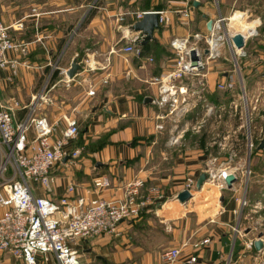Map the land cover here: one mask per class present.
Wrapping results in <instances>:
<instances>
[{"label": "crops", "instance_id": "1", "mask_svg": "<svg viewBox=\"0 0 264 264\" xmlns=\"http://www.w3.org/2000/svg\"><path fill=\"white\" fill-rule=\"evenodd\" d=\"M147 10H163L169 20L154 30L153 39L137 58L122 48L129 37L137 34L131 28L136 21L134 12ZM178 10H188L190 17L176 13ZM234 11L257 21L258 34L245 44L248 55L241 60L244 63L240 72L226 67L228 60L209 63L205 96L211 102H227L238 93L240 76L248 93L264 90V0H0V19L13 26L10 37L15 43L27 44L26 54L7 52L8 59L16 62L17 73L13 75L10 65L0 71L1 96L27 104L32 96L41 93L43 100H39L37 113L56 123V136L65 126L66 114L74 117L79 127L77 137L68 141L66 148H81V154L56 164V180L50 191L36 186L34 193L57 200L73 184L72 197L120 199L126 183L140 179L144 182L141 195L152 185H158L164 194L162 200L144 209L134 224L120 223V235L81 239L77 245L81 241L95 245L94 251L106 253L108 243L122 244L128 232L135 235L146 228L157 233L154 224L164 223L171 226V234L161 250L154 251L160 254L180 247L181 256L174 263H164L159 254L152 259L153 249L138 246V252H149L145 264H185L190 255L197 258L194 264H264L263 251L244 246V241L257 239L260 232L244 226L246 208L240 214L233 212L238 207L235 197L243 193L237 182L234 189L227 188L232 192L228 198L221 196V191L211 196L206 183L199 189L195 186L194 196L188 201L176 198L186 177L197 179L205 161L217 152V136L236 130L235 137L243 149L239 119L225 118L221 125L210 119L200 133L185 134L175 146L168 145L169 124L162 131L156 129L160 122L154 102L158 85L153 80L174 67L170 40L206 32L208 20ZM74 61L81 68L73 77L64 75L61 70L67 72ZM218 81L230 82L232 90H218ZM198 113L196 108L186 119L193 120ZM24 114L25 110H18L16 118ZM259 118L260 115L256 124L262 123ZM98 177H108L110 187L95 188L93 180ZM196 194L205 196L199 200ZM246 195L253 200L254 195L249 197L248 191ZM2 211L0 207V214ZM233 226H239L245 236L237 234ZM204 237H210L209 244L199 250L192 248L191 242ZM134 249L109 252L107 259L124 262ZM7 254L0 251L4 257L0 264H20ZM79 257L82 262L80 254ZM52 261L57 263L54 258Z\"/></svg>", "mask_w": 264, "mask_h": 264}, {"label": "built area", "instance_id": "2", "mask_svg": "<svg viewBox=\"0 0 264 264\" xmlns=\"http://www.w3.org/2000/svg\"><path fill=\"white\" fill-rule=\"evenodd\" d=\"M147 12H134L135 20L141 19ZM155 12L159 15V25L168 23L165 11ZM176 13L190 17L188 10H178ZM229 15L216 17L206 32L173 37L169 46L175 56L174 67L153 80L158 85L154 102L159 109L157 118L160 122L156 124V129L162 131L169 124V146L179 144L189 132L200 133L210 119L218 125L225 118L239 119V128L243 130V149L240 140L235 137L236 130L217 136L214 144L218 150L208 157L202 169L206 174L204 183H210L220 191L234 189L238 181L237 173L243 163L247 164L246 171L250 172V157L264 149H257L264 135V90L248 93L240 76V89L227 102H211L205 96L209 63L228 60L238 70L237 60L248 55L245 50L247 40L258 34L257 21H254L255 26L249 32H236L229 27ZM12 27L0 19V71L10 65L13 75H16V62L8 59L7 52L16 50L26 54L27 44L12 40L9 34ZM136 33L128 38L122 49L140 58L143 35ZM236 34L243 37L244 46L241 48H237L232 40ZM35 40L40 42L41 38L36 37ZM192 52L196 57L195 63L192 61ZM149 61H152L151 57ZM61 72L66 74L65 70ZM216 88L221 91L232 90V84L218 81ZM41 98L42 94L39 93L32 96L27 104H22L14 98L6 100L0 94V207L3 208L0 214V251L10 254L20 264H48L52 258L57 264H84L75 248L78 240L120 235V223L138 219L144 209L162 200L164 194L158 185H152L147 188L146 194L141 195L140 189L144 182L135 179L126 183L124 195L120 199L72 197L75 190L73 184H69L57 200L36 195V186L51 190L56 180L53 170L58 162L65 158L74 160L81 153V148H66L68 141L75 139L79 133L76 119L64 115L65 126L56 136V123L51 122L46 115L37 113ZM196 108H199V113L194 119H186ZM18 110H25L22 118H16ZM259 115L262 123L256 124ZM230 175L236 179L228 187L226 179ZM262 182L260 195L253 201L247 197L246 187L241 195L235 197L238 204L233 210L235 214H240L246 207L253 213L264 211V176ZM195 184L196 177H186L183 190H187L191 197L194 196ZM93 185L95 188H108L111 181L108 177H98L93 180ZM232 229L241 237L246 234L239 226H233ZM249 229L255 228L249 226ZM262 240L264 242V233ZM210 241V237H204L190 244L199 250ZM253 242L248 239L244 241V246L252 248ZM262 251L264 247L258 250ZM180 256V247H171L159 254L164 263H174ZM196 259L195 255H190L185 264H194Z\"/></svg>", "mask_w": 264, "mask_h": 264}, {"label": "rangeland", "instance_id": "3", "mask_svg": "<svg viewBox=\"0 0 264 264\" xmlns=\"http://www.w3.org/2000/svg\"><path fill=\"white\" fill-rule=\"evenodd\" d=\"M244 17H245V21L251 22L250 19L252 18H248L246 14L244 15ZM241 60H243V58H239L237 60L238 65H236V67L238 68V70L240 66L243 69L244 61L241 62ZM219 61L222 63L225 60L220 59ZM225 62H226V65H225L226 67H229L231 69L235 68L234 63L232 61H225ZM99 143L100 142H97V144ZM250 158H251L250 164H249L250 172L246 171L247 164L243 163L244 164L243 167L237 173L238 181L236 185L240 187V191H242L246 187L247 188L246 190L248 191V195H250L249 197H253L254 195V198H253L254 200L256 197L260 195V189L263 186L262 181H263V176H264V149L261 152L253 153ZM206 188L209 191V193L210 191L212 192L211 196H217L218 192L220 191L218 190V188H216L214 185L210 183H206ZM231 194L232 192L228 189L221 190V196H224V198L230 197ZM204 196L205 195L196 194V199L200 200ZM208 196L210 199V195ZM215 201H217V198H215ZM245 211L248 215H247L246 223L244 224V226L246 227L250 226L252 228H255L253 229L254 232L258 231V232L264 233V211L253 213L252 211L249 210L248 207H246ZM135 220L137 221V219ZM133 221L134 220H132L131 223L134 224ZM166 226L167 225H165L164 223L162 226H158V223L154 224V227L158 228L157 233H155L154 230L150 231L149 229H146V228L140 229L138 233H136L135 235L132 232H128L127 233L128 237H125L126 241H124L122 244L115 245L113 242L108 243L107 244L108 248H107L106 253H102L96 250L94 251L93 248L95 245H90V244L85 245L81 241L78 242V245L75 248L78 249V253L81 255L82 262L84 264H143L144 259L146 258L145 256H149L148 254L149 252L148 251L146 253L138 252L137 251L138 246H140L142 250H145V249L152 250L153 249L152 251V255H153L152 259H153L155 255L159 254V253L157 254V251L159 250L154 251V249L157 248L161 250V246L167 243L166 241L169 238L168 234H171V226L170 227L169 226L166 227ZM157 246H160V248H158ZM88 247L90 248V250L89 252H86L87 251L86 248ZM126 248L127 250H130V249L132 250L133 248H136L132 252L130 259L127 258L126 261L121 262V263H118L117 261H110L109 259H107L109 257V254H108L109 252H113L117 250L120 251L121 249H126ZM3 258H4L3 256H0V262L2 261ZM48 264H57V263L52 261V262H49Z\"/></svg>", "mask_w": 264, "mask_h": 264}, {"label": "water", "instance_id": "4", "mask_svg": "<svg viewBox=\"0 0 264 264\" xmlns=\"http://www.w3.org/2000/svg\"><path fill=\"white\" fill-rule=\"evenodd\" d=\"M158 16L159 15L157 12L149 11L147 13H144L141 19L136 20L132 24L131 28L136 32H140L143 35V38L140 41L141 45H144L153 39L154 30L160 27L158 24ZM211 24H212V20H208L207 22L208 29H210ZM232 40L237 48H241L244 46V40L241 34H236L232 38ZM191 55H192V61L193 63H195L196 57L194 55V52H192ZM80 68H81V65L77 63L76 61H74L71 64L70 68L67 70L66 74L68 75V77H73L74 74ZM263 148H264V135L262 139L260 140L259 144L257 145V149H263ZM235 179L236 178L233 175L228 176L226 179L227 186L230 187L231 183L234 182ZM205 180H206V174L204 172H201L196 179V184H195L196 188L199 189L202 186V184L205 182ZM176 198L180 202H186L191 198V195L187 190H182L176 195ZM262 236H263V233L260 232L257 236V239H255L253 242L254 248L256 250H261L264 247Z\"/></svg>", "mask_w": 264, "mask_h": 264}, {"label": "bare ground", "instance_id": "5", "mask_svg": "<svg viewBox=\"0 0 264 264\" xmlns=\"http://www.w3.org/2000/svg\"><path fill=\"white\" fill-rule=\"evenodd\" d=\"M255 26L254 21H245L244 13L235 12L229 17V27L233 28L236 32L245 34Z\"/></svg>", "mask_w": 264, "mask_h": 264}, {"label": "trees", "instance_id": "6", "mask_svg": "<svg viewBox=\"0 0 264 264\" xmlns=\"http://www.w3.org/2000/svg\"><path fill=\"white\" fill-rule=\"evenodd\" d=\"M141 47H142V50H143V48H145V47H146V44H144V45H141Z\"/></svg>", "mask_w": 264, "mask_h": 264}]
</instances>
